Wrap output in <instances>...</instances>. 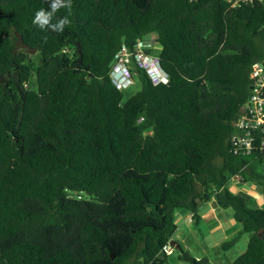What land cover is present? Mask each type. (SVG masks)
<instances>
[{
	"label": "trees",
	"instance_id": "16d2710c",
	"mask_svg": "<svg viewBox=\"0 0 264 264\" xmlns=\"http://www.w3.org/2000/svg\"><path fill=\"white\" fill-rule=\"evenodd\" d=\"M50 4L0 0V264H169L175 211L197 221L211 197L250 235L228 264H264V207L227 188L257 176L229 137L264 62V0H72L58 32L33 23ZM149 35L168 81L136 68L124 100L111 62Z\"/></svg>",
	"mask_w": 264,
	"mask_h": 264
},
{
	"label": "built area",
	"instance_id": "2783aa9c",
	"mask_svg": "<svg viewBox=\"0 0 264 264\" xmlns=\"http://www.w3.org/2000/svg\"><path fill=\"white\" fill-rule=\"evenodd\" d=\"M231 6L252 3L254 0H227ZM148 41V42H146ZM154 37L138 40L131 48L125 44L115 53L109 76L118 90H128L135 83L136 68L143 69L154 85L166 83L167 74L159 63V57L147 52ZM248 97L237 117L233 120V131L229 137L231 152L257 160L264 155V62L254 61L249 70ZM162 251L170 255L172 247L166 244Z\"/></svg>",
	"mask_w": 264,
	"mask_h": 264
},
{
	"label": "crops",
	"instance_id": "0c3cea01",
	"mask_svg": "<svg viewBox=\"0 0 264 264\" xmlns=\"http://www.w3.org/2000/svg\"><path fill=\"white\" fill-rule=\"evenodd\" d=\"M231 178V181L236 182L235 187H244L245 184H249L246 192L240 195L245 196L247 202L249 199L254 204L250 207H263L264 189L262 197L255 193L252 179L243 180L240 175L231 176L229 179ZM196 213L197 221L186 209L180 208L175 211L176 229L171 237L172 252L169 255L176 253L173 264H186L181 258V251L187 252L195 260L206 257L211 264H220L221 261L228 260L231 252L237 251L240 255L246 250L250 235L242 231L241 225L234 220L230 208L220 207L215 198L211 197L199 203ZM234 239L236 240L230 247H222L224 243Z\"/></svg>",
	"mask_w": 264,
	"mask_h": 264
},
{
	"label": "rangeland",
	"instance_id": "374dc122",
	"mask_svg": "<svg viewBox=\"0 0 264 264\" xmlns=\"http://www.w3.org/2000/svg\"><path fill=\"white\" fill-rule=\"evenodd\" d=\"M152 38L155 37V35H149ZM17 40V39H16ZM15 40V42H16ZM148 42V41H146ZM150 50L152 53L156 54L160 51V46L157 43H152L150 42ZM25 50L27 53H29V55H31V59L35 62L38 63L40 58L39 56L36 54V52L34 53H30L26 48H20ZM157 55V54H156ZM140 89V84L138 81H135L134 85L131 86L128 90H126V92L124 93V100H127L131 95L135 94L138 90ZM216 163L219 162L218 159H216L215 161ZM250 168L251 170L257 175L255 178H252V185L255 188V193L259 194L260 196L263 197L262 194V190L264 189V161L263 162H258L256 160L250 161ZM231 179H229L228 184H227V188L234 194H242L244 192H246L247 186L249 184H245V186H241V187H235L234 183L231 181ZM247 199V198H246ZM248 203L249 206H254L253 203H251L248 199ZM264 207V205H263ZM239 253L237 251H233L229 254L228 260H224L221 261L220 264H227L229 262H232L234 259H236L239 255ZM176 253H174L172 256H169L168 261L169 264H173V259L175 258Z\"/></svg>",
	"mask_w": 264,
	"mask_h": 264
},
{
	"label": "clouds",
	"instance_id": "9594fccd",
	"mask_svg": "<svg viewBox=\"0 0 264 264\" xmlns=\"http://www.w3.org/2000/svg\"><path fill=\"white\" fill-rule=\"evenodd\" d=\"M72 0H51L50 11L40 9L35 14L33 23L39 26L41 29L50 28L53 32L62 31L64 27L70 24V20L67 16L60 18L57 23H52L55 13L61 8L71 9Z\"/></svg>",
	"mask_w": 264,
	"mask_h": 264
},
{
	"label": "water",
	"instance_id": "95a60500",
	"mask_svg": "<svg viewBox=\"0 0 264 264\" xmlns=\"http://www.w3.org/2000/svg\"><path fill=\"white\" fill-rule=\"evenodd\" d=\"M16 42H15V47L16 48H26L30 53H34L36 52L35 49L33 48H29L26 44L23 43V40L21 39V37L16 34ZM75 46H76V50L79 54V62L81 61V50H80V45L78 42H75ZM61 56L63 55V52L60 54ZM181 253V258L183 259V261L186 263V264H191L195 261L194 258L190 257L189 254L187 252H180Z\"/></svg>",
	"mask_w": 264,
	"mask_h": 264
}]
</instances>
